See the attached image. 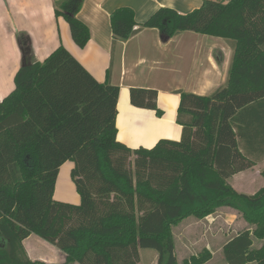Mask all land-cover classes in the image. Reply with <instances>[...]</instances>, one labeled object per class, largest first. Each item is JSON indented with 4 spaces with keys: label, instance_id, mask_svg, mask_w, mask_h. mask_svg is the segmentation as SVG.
I'll return each instance as SVG.
<instances>
[{
    "label": "trees",
    "instance_id": "16d2710c",
    "mask_svg": "<svg viewBox=\"0 0 264 264\" xmlns=\"http://www.w3.org/2000/svg\"><path fill=\"white\" fill-rule=\"evenodd\" d=\"M53 3L83 49V0ZM110 26L113 43L143 29L164 40L186 31L222 38L232 48L227 80L209 96L180 93L179 141L131 150L116 138L119 87L99 83L62 46L21 66L0 102V264H42L23 248L31 234L61 251L63 264H140V250L156 251L157 264H177L171 228L223 208L256 227L224 244L225 264H264V187L245 195L228 184L264 156V0H203L183 15L160 8L139 25L119 8ZM156 98L154 90L129 91L132 106L161 116ZM68 161L77 206L52 197Z\"/></svg>",
    "mask_w": 264,
    "mask_h": 264
},
{
    "label": "crops",
    "instance_id": "0c3cea01",
    "mask_svg": "<svg viewBox=\"0 0 264 264\" xmlns=\"http://www.w3.org/2000/svg\"><path fill=\"white\" fill-rule=\"evenodd\" d=\"M202 2L83 0L77 18L87 26L90 39L80 49L72 41L65 20L55 16L53 0H0V102L14 90V76L21 66L30 60L43 62L62 46L99 83L119 87L118 142L131 150H150L160 140L179 141L182 128L176 123V118L180 93L209 96L223 86L232 59L230 43L222 38L189 31L164 40L156 29H143L125 42L113 43L110 15L119 8H129L139 25L160 8L173 9L183 15L198 9ZM132 88L156 91V105L162 115L132 106L129 99ZM262 157L256 159L251 168L228 179V184L236 192L234 187L246 179L243 175L254 177L260 174L256 175L251 170L264 163V159L259 162ZM249 158L254 161V158ZM70 163L69 176L73 168V163ZM66 165L67 162L59 169L53 200H57L55 192ZM258 177L260 188H263L264 178ZM253 191L245 195L255 194ZM22 245L33 262L63 264L65 261L61 251L34 234L23 240ZM35 245L42 247L41 253L36 252Z\"/></svg>",
    "mask_w": 264,
    "mask_h": 264
},
{
    "label": "rangeland",
    "instance_id": "374dc122",
    "mask_svg": "<svg viewBox=\"0 0 264 264\" xmlns=\"http://www.w3.org/2000/svg\"><path fill=\"white\" fill-rule=\"evenodd\" d=\"M219 1L222 3L227 2ZM262 159H264V156L259 159V162ZM69 165L71 163L67 162L66 167L61 172L54 197L57 199L55 201L77 206L80 204V197L76 192L74 182L71 180L69 173H67ZM257 167V169L251 171L255 172L256 175L260 172L258 176L263 178L264 163L259 164ZM243 176L246 179L242 181V184H237L234 187L238 193L249 194L253 190V192H256L260 188L261 180L258 176L252 177L251 174ZM255 228V226L249 225L239 213L227 208L220 209L203 219L190 217L185 222L171 228L177 264L189 263L192 258L202 257L206 258L203 264H225L222 254L224 244L242 231L249 230L253 232ZM262 243L263 241L254 238L252 249H259ZM35 249L39 253L43 250L38 245H35ZM139 253L140 264H157L158 254L156 251L141 250Z\"/></svg>",
    "mask_w": 264,
    "mask_h": 264
}]
</instances>
